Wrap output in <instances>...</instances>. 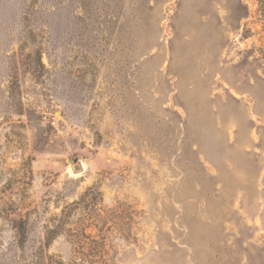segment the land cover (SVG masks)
Returning a JSON list of instances; mask_svg holds the SVG:
<instances>
[{"label":"rangeland","instance_id":"374dc122","mask_svg":"<svg viewBox=\"0 0 264 264\" xmlns=\"http://www.w3.org/2000/svg\"><path fill=\"white\" fill-rule=\"evenodd\" d=\"M0 264H264V0H0Z\"/></svg>","mask_w":264,"mask_h":264}]
</instances>
